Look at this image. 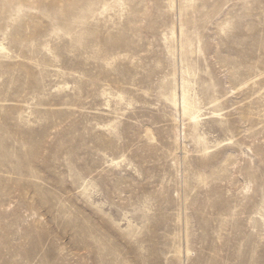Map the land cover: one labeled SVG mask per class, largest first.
<instances>
[{"label": "rangeland", "instance_id": "obj_1", "mask_svg": "<svg viewBox=\"0 0 264 264\" xmlns=\"http://www.w3.org/2000/svg\"><path fill=\"white\" fill-rule=\"evenodd\" d=\"M0 44V264H264V0H0Z\"/></svg>", "mask_w": 264, "mask_h": 264}, {"label": "bare ground", "instance_id": "obj_2", "mask_svg": "<svg viewBox=\"0 0 264 264\" xmlns=\"http://www.w3.org/2000/svg\"><path fill=\"white\" fill-rule=\"evenodd\" d=\"M0 49L5 50L6 48L4 45L0 44ZM193 91L190 81L184 77L182 78V93L179 94L178 90L175 88L173 89L171 96L175 105L180 106L178 113L175 115L176 122L182 124L184 128L189 124L194 130H197L201 125L203 111L197 95ZM221 110V108L216 106L213 108V113L218 115ZM182 114L184 115L183 117ZM180 135L181 129L176 127V136L178 139ZM198 139H203V136H199Z\"/></svg>", "mask_w": 264, "mask_h": 264}]
</instances>
